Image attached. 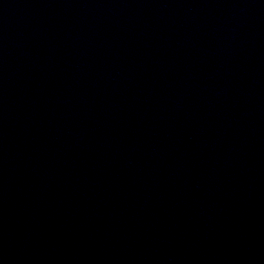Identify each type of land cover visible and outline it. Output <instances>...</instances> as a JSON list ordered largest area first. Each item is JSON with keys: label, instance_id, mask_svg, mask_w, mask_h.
Returning a JSON list of instances; mask_svg holds the SVG:
<instances>
[{"label": "water", "instance_id": "water-1", "mask_svg": "<svg viewBox=\"0 0 264 264\" xmlns=\"http://www.w3.org/2000/svg\"><path fill=\"white\" fill-rule=\"evenodd\" d=\"M0 264H264V0H0Z\"/></svg>", "mask_w": 264, "mask_h": 264}]
</instances>
